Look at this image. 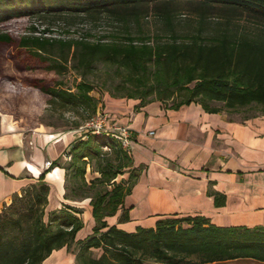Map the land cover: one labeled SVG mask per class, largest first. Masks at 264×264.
<instances>
[{"label": "trees", "instance_id": "obj_1", "mask_svg": "<svg viewBox=\"0 0 264 264\" xmlns=\"http://www.w3.org/2000/svg\"><path fill=\"white\" fill-rule=\"evenodd\" d=\"M181 1L190 5L194 19L175 18ZM149 12L161 23V33L150 35L141 24ZM62 14L105 18L121 36L62 40L0 30V46L26 50L57 74L67 70L69 59L86 72L98 62L124 68L133 81L128 93L117 97L140 99L139 105L158 100L177 109L193 102L206 112L253 107L258 113L244 118L264 114V0H0V25L25 16ZM53 41L62 51L56 60L48 54ZM29 85L47 96L50 105L76 111L82 120L97 112L88 82L77 83L76 90L44 78ZM131 166L129 148L116 138L82 134L64 152L65 199L90 198L92 233L75 240L83 227L81 210L75 207L51 210L44 220L49 187L39 178L0 210V264H41L63 246L75 253L76 264H204L238 258L264 263V226H217L201 215L160 218L153 227L131 232L109 225L105 218L122 207L140 174V168ZM125 172L128 177L117 180ZM223 200L214 193L215 205ZM126 219L122 212L119 221ZM93 249L100 255L92 256Z\"/></svg>", "mask_w": 264, "mask_h": 264}, {"label": "crops", "instance_id": "obj_2", "mask_svg": "<svg viewBox=\"0 0 264 264\" xmlns=\"http://www.w3.org/2000/svg\"><path fill=\"white\" fill-rule=\"evenodd\" d=\"M139 102L109 94L101 98L99 110L107 114V124L131 131V167L140 168L122 207L105 218L109 225L131 232L153 227L160 218L201 215L217 226H264V114L237 119L224 111L206 112L193 102L177 109L158 100ZM80 136L73 126L25 128L0 113V210L14 193L41 178L49 187L46 215L64 206L78 208L83 227L75 240L91 234L90 198L65 199L64 152ZM127 177L125 172L117 180ZM214 193L223 195L219 206ZM122 212L125 221H119ZM237 260L258 262H221ZM214 263L219 262L204 264ZM41 264H76L75 253L63 246Z\"/></svg>", "mask_w": 264, "mask_h": 264}, {"label": "rangeland", "instance_id": "obj_3", "mask_svg": "<svg viewBox=\"0 0 264 264\" xmlns=\"http://www.w3.org/2000/svg\"><path fill=\"white\" fill-rule=\"evenodd\" d=\"M177 6L175 11L177 20L184 21L187 18L194 19L196 17L188 3L181 1ZM141 24L150 35L157 32L161 33L158 31L161 23L150 12L148 17L141 20ZM115 26L105 18L91 20L82 15L69 17L62 14L46 19L38 16L11 19L1 24L0 30L7 31L14 36L24 35L49 39L95 41L101 36H104L103 39H110L114 35L121 36V31ZM61 52L57 41H53V44L48 47V54L51 59H59ZM45 66L46 62L42 63L37 59H33L26 50L19 51L12 46H0V113L12 115L25 128L45 125L61 131L72 128L75 122L83 124L86 121L82 120L80 114L76 111L62 109L57 105L47 103L48 97L29 85V82L34 78H44L47 83L61 80L71 90H76L75 86L79 82H88L93 87L89 94L96 101L98 109H101L102 96L107 94L116 97L121 94L126 95L131 88V81H133V77L127 70L110 63H94L91 70L86 72L83 68L75 66V60L69 59L67 70L63 74L46 70ZM151 82H153L152 79ZM153 97L152 94L145 99L148 100ZM172 102V100H168L167 104ZM215 104L221 106V103ZM254 113H258L256 108L247 107L229 113V117L238 119ZM77 129H80V127ZM46 219L45 211L44 220ZM100 253L101 250L93 249L91 255L96 257ZM214 264L261 263L237 260Z\"/></svg>", "mask_w": 264, "mask_h": 264}, {"label": "built area", "instance_id": "obj_4", "mask_svg": "<svg viewBox=\"0 0 264 264\" xmlns=\"http://www.w3.org/2000/svg\"><path fill=\"white\" fill-rule=\"evenodd\" d=\"M107 120V114L97 109V112L80 126L81 135L88 132L110 135L116 138L123 148H129L132 140L129 128L120 125H108Z\"/></svg>", "mask_w": 264, "mask_h": 264}, {"label": "water", "instance_id": "obj_5", "mask_svg": "<svg viewBox=\"0 0 264 264\" xmlns=\"http://www.w3.org/2000/svg\"><path fill=\"white\" fill-rule=\"evenodd\" d=\"M158 264H163V263H158Z\"/></svg>", "mask_w": 264, "mask_h": 264}]
</instances>
